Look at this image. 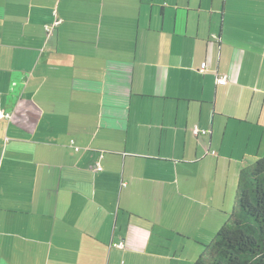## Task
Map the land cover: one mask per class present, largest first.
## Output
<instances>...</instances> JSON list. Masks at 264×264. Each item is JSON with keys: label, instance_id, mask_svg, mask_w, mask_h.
Instances as JSON below:
<instances>
[{"label": "crops", "instance_id": "obj_1", "mask_svg": "<svg viewBox=\"0 0 264 264\" xmlns=\"http://www.w3.org/2000/svg\"><path fill=\"white\" fill-rule=\"evenodd\" d=\"M1 110L0 264H194L264 156V0H0Z\"/></svg>", "mask_w": 264, "mask_h": 264}, {"label": "trees", "instance_id": "obj_2", "mask_svg": "<svg viewBox=\"0 0 264 264\" xmlns=\"http://www.w3.org/2000/svg\"><path fill=\"white\" fill-rule=\"evenodd\" d=\"M52 17V22L45 26L47 35L59 30L64 22L57 6L52 10ZM55 20L61 23L52 27ZM47 28H52L51 32ZM1 112L7 116L0 120H11L10 113ZM93 170L97 171L96 167ZM201 246L202 252L194 264H264V156L241 171L231 216L212 240Z\"/></svg>", "mask_w": 264, "mask_h": 264}, {"label": "rangeland", "instance_id": "obj_3", "mask_svg": "<svg viewBox=\"0 0 264 264\" xmlns=\"http://www.w3.org/2000/svg\"><path fill=\"white\" fill-rule=\"evenodd\" d=\"M233 210H204V222L206 224H211L213 223L211 219L216 217L217 221L220 222V225H217V230L216 232L220 229V227L228 220V218L231 216ZM207 216V218H206ZM210 231H213V226L210 227ZM215 232V234H216ZM214 232H212L210 235L212 237L215 236ZM208 235L206 234V237ZM208 243V242H207Z\"/></svg>", "mask_w": 264, "mask_h": 264}, {"label": "built area", "instance_id": "obj_4", "mask_svg": "<svg viewBox=\"0 0 264 264\" xmlns=\"http://www.w3.org/2000/svg\"><path fill=\"white\" fill-rule=\"evenodd\" d=\"M60 23H61L60 20H55L52 27H57L58 25H60ZM51 29L52 28H47V31L51 32ZM216 83L217 84H221V85L226 84L227 83V76L226 75L218 76L216 78ZM4 116L6 117L7 115H5L3 112H1L0 113V117H4ZM192 133H193L194 136H200V135L204 136V135L207 134V130H202V129H200L199 126L195 125L193 130H192ZM214 153L215 152H213V154ZM96 170L97 171L98 170H102V167L100 166L99 163H97V165H96ZM113 246L123 249L124 248V243L123 242H118V243L113 244Z\"/></svg>", "mask_w": 264, "mask_h": 264}, {"label": "clouds", "instance_id": "obj_5", "mask_svg": "<svg viewBox=\"0 0 264 264\" xmlns=\"http://www.w3.org/2000/svg\"><path fill=\"white\" fill-rule=\"evenodd\" d=\"M222 75H224V74H222ZM218 76H221V75H218ZM218 76H217V77H218ZM217 77H216V78H217ZM227 81H228V78H227ZM215 82H216V81H215ZM216 84H217V83H216ZM218 85H221V84H218ZM223 85H224V84H223ZM202 130H204V129H202ZM192 134H193V133H192ZM206 135H208V131H207V134H206ZM206 135H204V136H206ZM200 136H203V135H200ZM213 152H215V151H211V152H210L211 155H212V156H216V152H215L214 154H213ZM99 164H100V163H99ZM100 166H101V164H100ZM101 167H102V166H101ZM98 171H101V170H98Z\"/></svg>", "mask_w": 264, "mask_h": 264}]
</instances>
